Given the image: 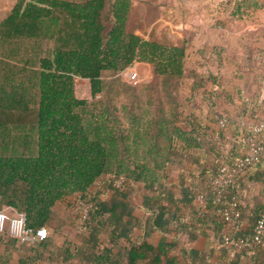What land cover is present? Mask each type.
I'll list each match as a JSON object with an SVG mask.
<instances>
[{
  "label": "trees",
  "instance_id": "obj_1",
  "mask_svg": "<svg viewBox=\"0 0 264 264\" xmlns=\"http://www.w3.org/2000/svg\"><path fill=\"white\" fill-rule=\"evenodd\" d=\"M131 1L18 0L0 20V42L50 43L54 54L53 61H42L49 72L41 74L37 111L3 113L4 123L37 127L36 156L27 159V153H22L15 160L6 159L3 166L8 167L10 173L0 174V210L8 206L24 213L28 228H45L48 236L37 243H21L0 235V248L4 246V250H0V264H12L14 255L17 264H213L210 260L214 253H218L220 259L225 258L227 264H264V242L252 244V227L245 230L241 223L249 219L254 225L263 211L262 199L256 203L246 202L251 192L248 184L264 185L263 175L257 180L251 178L263 165L264 156L237 177V189L233 186L223 194V202L234 197L240 207V224L229 229L230 232L224 233L226 226L218 218L209 216V223L202 219L206 217H200L194 205L198 195L194 188L197 179H203L202 185L211 184L220 167H232L242 156H232L229 149L221 154L220 139L223 140L224 132L228 130L227 118V126L216 130L201 127L200 117L192 115L196 123L188 126L192 127L189 135L193 139H181L179 148L176 145L172 149L180 156L176 162L178 168L169 158L170 150L164 162L163 174L169 177L175 172L176 182L145 183L141 187L145 221L134 215V206L130 202L134 193L132 187L123 192L114 187L109 190L104 185L97 191L89 213V216L94 215V222L87 228L86 235L78 233L73 223L51 210L55 200L84 191L99 178L107 176L110 148L115 142L110 132L105 136H111L104 138L103 131L88 129L92 119L85 122L76 112L86 102L75 99L66 81L72 76L87 78L94 95L101 91L99 77L102 71L119 72L135 60L151 64L155 75H184L185 47H162L126 32ZM107 12L111 14V26L103 32L104 24L109 20ZM53 71L64 73L58 75ZM185 74L187 79H200L199 85H203V78L194 70L188 69ZM62 78L64 87L61 90L56 80ZM222 118L216 115L215 123L219 124ZM251 128L244 137L245 147ZM183 131L173 129L170 137L181 138ZM174 145L170 143L169 146ZM30 147L29 150L33 149L34 143ZM115 148L121 152V142L119 150L117 146ZM1 163L0 160V166ZM21 167L31 168L32 174L16 176V172H12ZM132 180L137 182L135 178ZM205 196L207 207L212 208L214 194L207 191ZM178 205L192 215L189 222L175 220V206ZM250 206L255 207L253 213L248 212ZM134 233L131 240L130 235ZM103 237L112 244V249L103 245ZM199 237L207 240L202 249L196 248ZM226 237L229 245L225 243ZM126 239L128 247L118 245ZM240 240L244 246L239 249L236 245ZM73 242L78 244L73 246Z\"/></svg>",
  "mask_w": 264,
  "mask_h": 264
},
{
  "label": "rangeland",
  "instance_id": "obj_2",
  "mask_svg": "<svg viewBox=\"0 0 264 264\" xmlns=\"http://www.w3.org/2000/svg\"><path fill=\"white\" fill-rule=\"evenodd\" d=\"M108 5L109 3H107ZM222 7L225 8L223 5ZM226 7L229 6L226 4ZM106 15L109 20L104 24L103 32H106L111 26V14L107 12ZM130 17L127 14L125 30L127 33L139 36V27L145 29V25L139 17H137V23L136 21L129 23ZM142 39L162 47H185V45H170L153 39ZM53 60L54 54L50 43L0 42V160L2 161L0 174L2 176L4 173H10L8 167L4 168L3 166L6 159L15 160L20 158L19 155L22 153H27V159L35 157L37 141V127L35 125L14 126L4 123L3 117L5 116L3 113L37 111L41 96V74L49 72L43 67L42 61ZM192 68H194V64L185 58L183 62L185 76L155 75L151 64L135 60L122 71H102L99 77L101 91L94 95L90 88L89 79L72 76L70 80L66 81L75 99L86 102V105L76 109V112L81 114L85 122L92 119L88 129L103 131L104 138L110 137L111 135L105 136L110 132L115 141L110 148L111 156L108 158L107 176L99 178L84 191L60 197L55 200L51 207V210L55 211L61 218L73 223L78 233L86 235L87 230L94 222L93 214L89 216V220L83 219V207L79 202L82 201L91 205L95 201L97 191L102 190L104 185L109 190L113 189L111 181L114 177L120 176L126 182L121 191L124 192L129 187L134 189L130 202L134 206V215L141 221H145L146 218L141 207L143 201L142 185L154 182L157 185L176 182L175 172L170 173L169 177H165L163 174L164 162L170 150V155L172 153L173 155H169V158L175 162L173 164L178 168L176 162L180 156L178 153H174L172 149L176 145L179 148V144H182L181 139H193L189 135V130L192 127L188 126L190 123H196L192 117L194 113L191 112V107L195 106V98L192 96L203 91L205 87L204 80L203 85H199V80L186 78L185 73L188 69L193 70ZM53 72L58 75L64 73L62 71ZM198 76L200 77L201 74ZM56 84L62 90L64 78L57 79ZM173 129H183L184 135L181 138L178 136L171 138ZM120 142L123 146L122 149L120 148L121 152L119 150ZM31 143H34L35 147L29 150L28 146L30 147ZM170 143L175 145L170 148ZM28 150L29 152H27ZM119 159L121 162H118ZM170 168L172 167L170 166ZM12 172H16V176L29 177L33 170L21 167ZM132 178H135L137 182H134ZM175 207L177 208L175 220H182L181 222L184 223L192 219L189 211L181 209L179 205ZM2 210L8 211L9 215H13L15 211L8 206H4ZM135 235L136 233L130 235V239L133 240ZM57 239L58 241L64 240L63 238ZM101 241L108 249H112V244L104 237ZM154 241H157V238L154 237ZM77 244V242H73L72 245ZM205 244L206 241L203 239L196 247L202 249ZM118 245L126 248L129 246V241L127 239L121 240ZM70 247L72 248V246ZM210 261L213 264L227 263L225 259H220L218 253H214Z\"/></svg>",
  "mask_w": 264,
  "mask_h": 264
},
{
  "label": "crops",
  "instance_id": "obj_3",
  "mask_svg": "<svg viewBox=\"0 0 264 264\" xmlns=\"http://www.w3.org/2000/svg\"><path fill=\"white\" fill-rule=\"evenodd\" d=\"M16 1L0 0V19ZM128 15L129 23H137V17L144 23L145 29L139 27L141 38L185 45L186 60L194 64L192 69L205 82L204 90L192 96V114L200 117V126L206 129L221 130L215 123L216 115L227 118L228 130L220 139L221 154L229 149L234 157L243 155L249 129L264 122V0H235L225 8L218 0H132ZM262 163L252 179L264 176ZM202 183V178L197 179L194 186L198 194L210 191V184ZM248 185L251 192L246 203L262 199L264 206V185ZM194 205L196 208L195 201ZM253 211L255 207L250 206L248 212ZM209 216L215 217L211 207L202 219L209 223ZM251 222H241L243 229L252 227ZM227 232L230 230L225 227ZM203 239L207 243L205 237H199L196 246ZM11 263H18L15 255Z\"/></svg>",
  "mask_w": 264,
  "mask_h": 264
},
{
  "label": "built area",
  "instance_id": "obj_4",
  "mask_svg": "<svg viewBox=\"0 0 264 264\" xmlns=\"http://www.w3.org/2000/svg\"><path fill=\"white\" fill-rule=\"evenodd\" d=\"M221 4H228L233 0H218ZM227 119L224 117L219 121L220 128L227 126ZM264 156V122L260 121L251 128L250 136L247 140L243 155L236 161L232 167L222 166L218 169L215 177L210 184V191L214 194L212 201L213 215L220 219L228 229L234 228L240 224V207L233 197L231 200L223 202V194L231 187L238 188L235 181L238 176L243 175L245 171L254 164L258 163ZM124 179L122 177L115 178L112 186L115 189L124 188ZM196 211L200 217H204L207 213V200L204 193L196 196ZM83 207V219H89L91 210L90 204L79 202ZM0 235L17 239L21 243H34L47 238L48 233L45 228L36 230L30 229L26 225V215L21 212L14 211L13 215H9L8 211L0 210ZM264 242V208L256 223L252 226L251 243L259 245ZM226 245H229V238H225ZM242 248L244 242L240 240L236 245Z\"/></svg>",
  "mask_w": 264,
  "mask_h": 264
}]
</instances>
